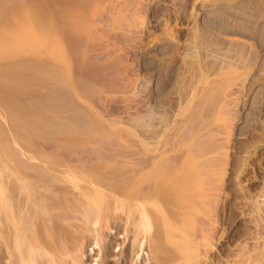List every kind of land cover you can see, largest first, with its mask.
<instances>
[{
  "label": "rangeland",
  "instance_id": "rangeland-1",
  "mask_svg": "<svg viewBox=\"0 0 264 264\" xmlns=\"http://www.w3.org/2000/svg\"><path fill=\"white\" fill-rule=\"evenodd\" d=\"M39 3L41 0H0V165L23 162V159L31 163L58 160L69 151L86 156L87 149H92L90 156L99 157V162L118 164L117 161L124 159L123 153L135 155L141 131H145L147 138L158 135L155 137L166 140L167 132L171 136L176 126L188 125L194 132L185 141V147H193L195 138L210 143L208 148L212 152L211 144L226 141L228 145L219 208L214 212L218 219L214 230L216 246L207 256L200 255L197 263L264 264L260 248L264 244L261 221L264 211L255 210L259 202L264 205V0H129V11L119 22L111 21L106 9L101 13L105 22L100 20L99 27L98 23L94 24L97 31L92 34L98 42L85 65L91 69L104 67L103 78L87 79L79 84L74 97L57 101L55 89L60 91V85L54 81L46 89L42 83L44 72L53 74L55 69L52 64L43 67L47 56L38 20L45 12ZM25 12H31L32 16L21 21ZM52 31L56 32L54 28ZM200 110L203 113L199 114ZM202 114L208 117L205 122L200 118ZM45 119L52 124H47ZM181 134L182 130L175 136L179 139ZM74 146L78 150H71ZM82 148L86 152L79 150ZM212 152L209 156L216 158L213 154L217 152ZM102 153L113 155L114 159ZM213 186L214 183L210 187ZM121 216L123 212L115 209L109 223H102L105 226L102 237L94 232L84 234L85 254L79 264L151 263L147 244L142 259L132 262L133 233ZM208 216L202 220H206L205 227L210 226L206 223ZM184 232L180 230L181 234ZM164 239L158 245L162 261L181 264L176 261L178 244L170 236ZM244 244L250 246V249L245 247L249 250L248 259L247 254L227 256L229 248L240 245L241 248ZM254 253L263 256L254 257V262ZM73 262L70 259L65 264Z\"/></svg>",
  "mask_w": 264,
  "mask_h": 264
},
{
  "label": "bare ground",
  "instance_id": "bare-ground-1",
  "mask_svg": "<svg viewBox=\"0 0 264 264\" xmlns=\"http://www.w3.org/2000/svg\"><path fill=\"white\" fill-rule=\"evenodd\" d=\"M128 3L129 0H41L39 6L44 10L45 15L43 17L41 16L42 18L38 21H40L42 34L44 36H42V38H45L44 51L47 56V58H45L46 64L42 62L44 64L42 65L44 67L45 65L51 66L52 64L55 69L53 74L44 72L41 77L43 86H45L46 89H48L50 84L54 81L55 84L58 83L60 85L58 86L60 91L55 89V91H57L55 96L56 99H54L55 101H57V99H66L69 96L71 97L79 84L87 79L103 78L104 67L101 66L94 69H91V67L85 68L86 63L89 61V53L95 50V43L98 42L92 34L97 31V28H95L96 25L94 24L98 23L97 25L99 27V21L104 19V15L101 19V13H104L106 9H109L106 13L111 21L116 22L120 20L123 18L124 14L127 15L129 11L127 6L131 4ZM33 13L35 14V12ZM38 13L36 15H38ZM25 14L26 12L24 13V17L21 16L23 18H21V21L25 19V21H27V19L32 16L31 12L27 13L26 16ZM106 22H108L107 19ZM52 28L55 29V33L52 31ZM96 35L98 36L99 33H96ZM227 61H230V59ZM50 66L49 68L52 67ZM236 78L237 77H235V79ZM215 86H217V84ZM23 87H25V85ZM74 87L75 89H73ZM237 88L235 87V89ZM233 94H235V92ZM78 103L81 104V102ZM65 108L63 107L62 109ZM142 108L143 107L139 108L140 114L141 112L143 113ZM43 109H46V107L44 108L43 106ZM200 112L203 113V110H200L199 114ZM204 115L202 114L200 118L205 122L207 116ZM28 116L30 117V115ZM67 116H69V114ZM143 116L140 117L143 118ZM197 117V120L200 119ZM83 119L84 118H82V120ZM193 119L195 120V118ZM3 121L4 120H2V122ZM73 122L75 123V121ZM48 123L52 124L50 122ZM197 123L199 122L197 121ZM64 124L65 123H63V125ZM182 126H176V132L170 133L171 136H169L167 132L166 140L155 137L158 135L147 138L144 134L145 131H141V134H139L138 150H135V155L132 153L134 157H131L133 156L130 154L131 152L129 154L122 152L124 159L117 161L119 162L118 164L99 162L97 160L99 157L97 158L94 154L96 159L90 156L92 154V149H87L86 152L85 148L79 150L85 151L88 154H85L86 156L82 154L76 155L69 151L66 154L60 155L58 160L31 163L24 162L23 159V162H19L20 160H18L17 163H11V161L10 163L1 164L0 264H65V262L67 263L70 259L75 261L73 264H79V262H82V258L85 254L83 251L84 242H82L84 234L94 232L95 235L102 237V230L105 227H102V223L106 222L107 224L115 209H120L123 212V217H121L124 221H122L125 222L126 226H130L131 232L133 233V245L131 246L133 255H130L133 263L138 262L139 258L142 259L145 250L144 246L147 244L150 247L148 256L149 259L152 260L149 264H165L162 258H160L161 254L158 245L160 241L170 236L180 248V251L176 254V261L181 262V264H198L197 261L200 260L199 256L202 254L207 256L216 246L214 241V230L217 227L218 219L216 218V214L214 215V212H217L219 208L218 199L221 195L219 192L221 189L220 183L224 179L226 172L225 163L227 158L225 157L228 152V145H226V141L218 144L214 143V145L216 144L215 147H217L216 150L213 147L214 145L211 144L212 150L214 149L212 152L210 150L211 148H208L210 143L205 142L204 139L202 141L200 138H195L193 147L192 145L185 147L184 144L187 142V138L191 136L194 130L191 131L188 125L187 127H189V129L186 126ZM142 127H144V124ZM201 128L203 127L201 126ZM75 129L79 128L76 127ZM181 130L182 134L178 139L176 136L180 134ZM46 131L43 130V132ZM8 134L9 133H7V135ZM11 137L14 139L13 136L9 138L11 139ZM20 137L22 138V136ZM224 139H226V137ZM17 141H19V139ZM167 144H169V146ZM68 145L69 144H67V146ZM75 147L76 146L72 147L73 149L71 148V150H74ZM66 149H63V152ZM68 150L69 148L67 151ZM76 150H78V148ZM209 150L212 153L217 152V154H213V156L215 155L217 157L212 158V155L210 157L209 154L211 152ZM122 151H124V149ZM58 153L59 152H57V154ZM107 155L104 156L113 158V155ZM110 157L109 159H112ZM213 183L214 186L211 188L210 186ZM212 190L217 192L213 191L212 193ZM251 193L252 192L249 194ZM261 204L259 202L257 209H254L257 211H264V205ZM254 209L253 212L255 211ZM206 215H209L206 222L210 225L208 227H205L204 224L206 220L204 219L205 221H202ZM258 217L257 219H259ZM262 217L263 219L260 217L261 221L264 222V212ZM126 226L124 228H126ZM180 230L185 232L181 234ZM77 233L80 235H77ZM98 244L97 242V245ZM244 245L241 248V245L239 246L242 250H239V248H229L227 256L236 255L240 257L243 255V257H245V254L249 251L245 249H250V246L248 244V248L246 244ZM263 245H261L263 249L262 247L260 248L264 255ZM255 248L256 247H254V249ZM261 250L257 251L261 253ZM77 252H79L78 256ZM254 254L255 256L251 254L253 259L257 256H263L262 254V256L259 254L256 256V253ZM247 256L248 254L246 255L248 259L249 256ZM253 261L255 262L256 260L254 259ZM258 261L261 262V260Z\"/></svg>",
  "mask_w": 264,
  "mask_h": 264
}]
</instances>
